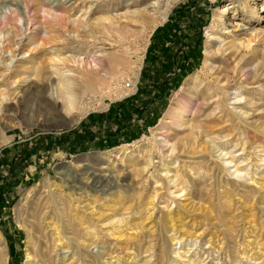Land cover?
Wrapping results in <instances>:
<instances>
[{
  "label": "rangeland",
  "instance_id": "1",
  "mask_svg": "<svg viewBox=\"0 0 264 264\" xmlns=\"http://www.w3.org/2000/svg\"><path fill=\"white\" fill-rule=\"evenodd\" d=\"M103 1L0 0V89L8 93L21 84H9L23 76L20 62L30 56L40 62L50 59L71 38L67 29L74 20L93 21L106 10L119 17L124 11L123 4L108 7ZM150 2L151 12L163 9L158 0ZM222 9H226L222 18H216ZM119 20L127 22L125 17ZM210 25L215 35L210 42L213 64L221 83L226 80L228 87H234L229 103L241 105L245 98L252 103L243 107L247 114L238 120L227 115L223 105L217 107L222 103L216 88L211 90L213 99L196 101L202 140L206 134L222 136L218 143L223 142L224 158L232 163H224L217 151L197 153L186 144L169 167L176 181L168 182L160 167L153 176L152 170L141 168L148 162L154 128L174 99L193 90L185 83L202 66ZM141 27L145 28L131 22L125 29L132 35ZM79 44L74 43V49ZM95 46L112 51L108 41ZM259 55L264 57V0H175L166 19L150 34L138 79L128 94L105 97L104 106L92 102L78 123L63 125V117L51 104L50 87L41 97L36 88H28L30 81L21 84L23 94L4 103L6 110L0 112V235L6 264L26 263V253L33 248L28 233L37 247L52 246L56 234L48 222L59 214L58 196L72 202L70 208L77 204L76 215L89 224V236L97 242L90 250L105 253L98 264L107 259L111 264H175L171 248L179 246L189 249L194 264H218L217 258L222 264H264V67L258 68L256 77L238 72L241 67L252 69L261 61ZM169 133L172 141L173 131ZM188 133L180 128L177 138L189 143ZM119 148L132 150L133 156L127 160L121 152H109ZM236 166L241 175L234 172ZM93 177L103 187H92ZM43 206L49 211L38 225ZM84 231H79L78 239ZM196 235L206 252L194 259ZM200 259L202 263L197 262ZM185 260L176 264H186ZM81 263L89 264L81 258L73 264Z\"/></svg>",
  "mask_w": 264,
  "mask_h": 264
},
{
  "label": "bare ground",
  "instance_id": "2",
  "mask_svg": "<svg viewBox=\"0 0 264 264\" xmlns=\"http://www.w3.org/2000/svg\"><path fill=\"white\" fill-rule=\"evenodd\" d=\"M163 1L164 0H158V2L161 4V8L163 9H161V11L155 10L153 12L148 9V5L151 3L150 0L103 1V4L108 7H119V5L123 4L122 9H124V11L119 17L127 18V22H120L119 17L117 15H111L112 11L108 10L104 11L102 15L100 14L96 17H93V21L84 22L83 20H80L81 18L74 20L73 25L67 29V32L69 35H71V38L67 39V41L61 44V46L59 45L60 48L55 49L53 52L51 51L52 53H49L51 55L50 59L40 62L37 57L30 56L23 62H20L23 76L20 78V80L18 78L16 81L12 79L9 84H14L15 86L17 81H20L18 84H24L30 81L31 84L28 85V88H30V86L31 88H36V90L40 92L41 97H45L42 95V93L44 94L50 87L49 92L53 98V100H51V104L59 110V113L61 117H63L65 123L63 125L68 126L78 123V121L82 119V117H84V115L87 113L89 106L92 105V102H98L99 104H102L105 97H121L125 94H128L129 90L133 87L136 80L138 79V72L141 67V62L145 48L148 44L149 36L154 28L166 19L172 2L175 0H169V2L166 0V2L162 4ZM225 10L226 9H222L221 11L217 12L216 18H222ZM104 21L107 22L105 23ZM131 22H138L140 25L145 26V28L141 27L139 28L140 30H134L133 34L131 35L129 30L125 29L131 25ZM87 25H89V28L91 29L89 33L84 30ZM211 27L212 26L210 25V28L208 27L205 32L206 40L204 43L205 47L203 62L201 64L202 66L197 71H194V73L190 75L185 83L193 88V90H189L185 96L178 97L174 99L173 102L171 101L172 104L170 105L166 114L160 119L158 126L154 128L155 132L152 134L153 144L151 143V149L147 151L148 162L141 168V171L143 172L152 170L150 174L153 176L154 171L160 167L159 171L164 173V179H166L168 182L176 181L174 175H169V173L172 171L169 167L179 160L177 153H182L178 152L180 151L179 148L180 146H185L186 144L196 148L197 153L210 154L209 152L217 151L219 152V155H222L221 159L224 163H230L232 161H228L227 158H224L227 152H223L225 151L223 142L218 143L220 139L222 140V136H209V134H206V140H202V127L200 123L195 120V114L198 110L196 101H200V99H213L211 90L216 88L220 95V102L222 103H217V107H221L220 105H223V109L227 111V115L234 114L235 118L238 120H241V115L247 114L243 107L252 103L251 98H245L243 104L241 105L229 103L230 95L233 94V92L231 93L230 90L234 87H228L229 83L226 82V80H224L225 82L223 81V83H221L222 79L219 78L216 67L213 64V56L215 52L210 48V42L215 35L212 34L213 27ZM5 32L8 36L11 35L10 30H6ZM80 32H82L84 35H82ZM84 36L91 37L92 42L89 43ZM50 37L52 38V36H48V38ZM136 37H139L140 40H136ZM218 38H221V36H218ZM100 41L110 42V45H112V51H107L103 48H97L95 43ZM74 43H81L79 44L80 47H78L77 50L74 49ZM254 54H259V52L255 51ZM258 57L261 58V61L255 63L254 67L249 70L243 71V67H241L238 70L239 74L256 77L257 75L255 74L257 73L258 68L261 66L264 67V57H261L260 55ZM240 61L241 60H239V62ZM26 64H30V66H27ZM209 71H213L212 74L214 75L209 74ZM128 73H131L132 76L130 75L131 77H128ZM202 75L204 76L202 77ZM15 76H17V74ZM125 79H127V81ZM46 82L50 83L49 86H46V84L44 86V83ZM125 82L128 83L126 86L130 88L125 87ZM20 85H16V88L11 90H7L8 93L4 89H0V112L2 110H6L4 103L15 99L19 92L23 94ZM240 96L237 94L233 95L234 98L238 97L237 99L241 98ZM229 104H231V107H229ZM180 128L189 130L187 135L190 136L189 143L182 142L184 138H177ZM171 131H173L172 135L175 137V139L172 141L169 139L170 135H168ZM3 141H7V138L4 137ZM153 151L155 154L152 153ZM109 152H121V154H124V157L127 158V160L129 157L133 156L132 150L128 151L126 148L122 150H120V148L117 150H110ZM155 158L158 160L154 161ZM233 163L236 164L235 162ZM234 172L241 175L242 170L238 169L236 166L234 168ZM47 182L48 181L44 180V183ZM101 185L102 182L100 180H96V178L93 177L91 180V186L97 188ZM56 198V206L60 205L57 207L59 214L57 219L51 218L53 220L48 222V226H51L53 228V232L56 234V237H53L54 239H52V246L49 244V248L48 246H45L44 249L37 247L38 243L35 244V242L31 241L32 239H30L28 233V242L31 244V247L33 246V248L28 249L26 253L25 264H73L77 259L80 258L89 264H98V260L103 255H105V253L102 251L92 252L90 250V247L95 245L97 242L94 238H92V236H89L91 232V230L88 231L89 224L84 225V222L81 221V218L76 215L77 213L75 212V209L77 204L73 206V208H75L73 209L70 208V206L73 205L72 202H66L59 196ZM47 211H49L48 206H43L42 210H39L40 216L37 220L38 225L41 224V220L44 221V215L47 213ZM80 230H85V235H88L89 237L83 235L80 239H78V235L81 233H79ZM96 234L98 233H95V235ZM199 235H196L194 238H192V246H195V252L193 253V256L195 257L194 259L202 257V255L206 252L205 250L203 251L201 249V239L199 238ZM1 238L2 237L0 235V264H6L7 253L5 251V246H1ZM171 239L174 240L175 236H173ZM181 240H178L177 243L181 244ZM179 248H181V246L171 248V253L174 254L171 262L176 264L181 260L183 261L186 259V264H194V261L188 256L189 249L184 250L183 248L182 250V248ZM213 249L214 247L210 250L214 251ZM68 251L69 255H67ZM53 252H55L54 255ZM161 252H163V250ZM98 253L102 254L99 255ZM217 259V263L222 264V261L220 262L219 258ZM111 262L113 261L107 259L105 263L111 264ZM197 262L202 263L203 260L200 259ZM235 264L240 263L235 262Z\"/></svg>",
  "mask_w": 264,
  "mask_h": 264
},
{
  "label": "trees",
  "instance_id": "3",
  "mask_svg": "<svg viewBox=\"0 0 264 264\" xmlns=\"http://www.w3.org/2000/svg\"><path fill=\"white\" fill-rule=\"evenodd\" d=\"M168 58H169V57H168ZM168 58H167V59H168ZM170 60H171V62H172V59H170ZM165 81H166V79H164L163 83L159 86V88H161L162 86L164 87ZM151 118H152V117H151ZM151 118H150V119H151ZM10 165L12 166V167L10 166V171H11L12 168L14 167V162L12 161ZM1 188H2V187H0V189H1ZM0 192H1V191H0Z\"/></svg>",
  "mask_w": 264,
  "mask_h": 264
},
{
  "label": "crops",
  "instance_id": "4",
  "mask_svg": "<svg viewBox=\"0 0 264 264\" xmlns=\"http://www.w3.org/2000/svg\"><path fill=\"white\" fill-rule=\"evenodd\" d=\"M93 122V121H92ZM89 123H91V122H89Z\"/></svg>",
  "mask_w": 264,
  "mask_h": 264
}]
</instances>
